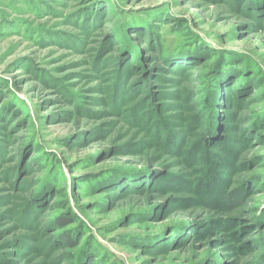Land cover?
Returning a JSON list of instances; mask_svg holds the SVG:
<instances>
[{
    "label": "rangeland",
    "instance_id": "obj_1",
    "mask_svg": "<svg viewBox=\"0 0 264 264\" xmlns=\"http://www.w3.org/2000/svg\"><path fill=\"white\" fill-rule=\"evenodd\" d=\"M89 262L264 264V0H0V264Z\"/></svg>",
    "mask_w": 264,
    "mask_h": 264
},
{
    "label": "trees",
    "instance_id": "obj_2",
    "mask_svg": "<svg viewBox=\"0 0 264 264\" xmlns=\"http://www.w3.org/2000/svg\"><path fill=\"white\" fill-rule=\"evenodd\" d=\"M68 242L70 243L71 242V240L68 238ZM91 262H89L88 264H90Z\"/></svg>",
    "mask_w": 264,
    "mask_h": 264
}]
</instances>
